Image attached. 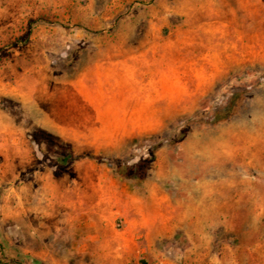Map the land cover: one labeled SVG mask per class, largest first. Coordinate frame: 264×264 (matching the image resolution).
Returning a JSON list of instances; mask_svg holds the SVG:
<instances>
[{
  "label": "rangeland",
  "instance_id": "obj_1",
  "mask_svg": "<svg viewBox=\"0 0 264 264\" xmlns=\"http://www.w3.org/2000/svg\"><path fill=\"white\" fill-rule=\"evenodd\" d=\"M44 196L58 243L99 199L168 222L144 258L36 263ZM0 243L24 264H264V0H0Z\"/></svg>",
  "mask_w": 264,
  "mask_h": 264
},
{
  "label": "crops",
  "instance_id": "obj_2",
  "mask_svg": "<svg viewBox=\"0 0 264 264\" xmlns=\"http://www.w3.org/2000/svg\"><path fill=\"white\" fill-rule=\"evenodd\" d=\"M96 197L100 198L98 192ZM47 199L48 197H43L42 209L37 206L32 212L30 210L27 213L28 230H30L28 239L32 243L30 246L32 250L29 251H32L31 258H35L36 263L48 262V258H57L58 246L64 248L58 250L64 258H144L152 251L149 241L152 236L150 224L168 222L165 220V214H158L156 219L150 218L148 208L154 201L148 198L130 196L119 206L112 200L102 205L103 201L99 199L96 202L92 201L90 211L84 212L78 209L74 213L61 214L60 231L64 240L58 243L56 238L48 239V220H51L54 214L48 212ZM155 201L157 209L161 205L170 204V200L168 201L163 195L157 197ZM22 213L17 210L11 214V217L13 220L19 219ZM116 222L121 224L120 230L115 229ZM16 224L20 227V223ZM117 233L122 234L123 238L116 239ZM74 234L78 242L69 243L68 239ZM141 238L143 240L138 241ZM36 247L43 249L37 252Z\"/></svg>",
  "mask_w": 264,
  "mask_h": 264
},
{
  "label": "trees",
  "instance_id": "obj_3",
  "mask_svg": "<svg viewBox=\"0 0 264 264\" xmlns=\"http://www.w3.org/2000/svg\"><path fill=\"white\" fill-rule=\"evenodd\" d=\"M63 163V159H59ZM149 161H144L141 166H136L133 169V174L137 175L139 179L143 178L144 165ZM27 257L22 255L17 249L13 247H6L0 243V264H24Z\"/></svg>",
  "mask_w": 264,
  "mask_h": 264
}]
</instances>
